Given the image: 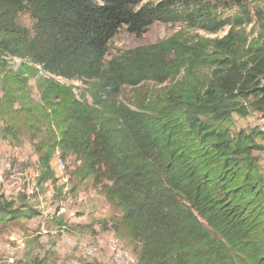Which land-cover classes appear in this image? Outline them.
Instances as JSON below:
<instances>
[{"label": "trees", "instance_id": "1", "mask_svg": "<svg viewBox=\"0 0 264 264\" xmlns=\"http://www.w3.org/2000/svg\"><path fill=\"white\" fill-rule=\"evenodd\" d=\"M144 1L0 0L3 137L29 136L38 186L58 182L57 152L74 157V177L92 179L121 212L109 224L136 244L138 264H264L254 153L264 129H233L235 116L264 120V12L253 37L238 0L233 17L219 0ZM155 22L230 29L214 38L180 30L108 56L120 28L140 37ZM148 82L166 85L143 91ZM129 87L135 93L122 97ZM27 197L0 199V227L39 214Z\"/></svg>", "mask_w": 264, "mask_h": 264}, {"label": "rangeland", "instance_id": "2", "mask_svg": "<svg viewBox=\"0 0 264 264\" xmlns=\"http://www.w3.org/2000/svg\"><path fill=\"white\" fill-rule=\"evenodd\" d=\"M147 1L159 0L144 2ZM236 1L219 0L224 17L240 14ZM238 1L244 4L254 19L245 28L255 37L263 29L258 18L260 11L264 12V0ZM21 21L29 27L32 25V20L27 13L22 14ZM229 29L230 26H226L218 33H207L182 23L155 22L138 37L126 27H122L110 41L108 56L112 57L120 51L140 45L156 43L180 30L195 37L214 38L225 35ZM18 62L19 60L16 59L14 66ZM75 84L81 85L78 82ZM29 85L34 97L38 99L36 79L30 78ZM165 85L166 83L158 85L148 82L144 84L142 90L149 88L159 90ZM77 91L80 92V90ZM133 93L135 89L129 87L122 91L121 96L130 97ZM235 118L234 130L254 126L264 129V120L257 113H251L246 117L235 116ZM3 125L4 122L0 120V199H20L27 195V203L37 209L39 214L20 222H9L0 227V264H16L17 262L32 264L34 261L41 264H81L84 261L115 264L108 246V240L111 237L119 240L127 257L134 264H138L136 244L123 238L111 229L109 224V221L120 217L121 212L110 205L102 191L94 186L92 179L80 182L74 177L76 165L74 157L69 156L63 159L66 168L60 170L57 165L61 158L57 152L52 166L55 175L59 177L58 182L53 184L48 181L38 186L36 185L38 155L32 147L29 136L21 133L17 138L10 137V142L7 137H3L1 132ZM254 153L260 158L261 170L264 174V149L256 150ZM70 195L74 199L82 195V201L63 206ZM72 209L76 211L75 217L69 213ZM84 245L97 247V253L95 252L93 256L86 255L83 250Z\"/></svg>", "mask_w": 264, "mask_h": 264}, {"label": "bare ground", "instance_id": "3", "mask_svg": "<svg viewBox=\"0 0 264 264\" xmlns=\"http://www.w3.org/2000/svg\"><path fill=\"white\" fill-rule=\"evenodd\" d=\"M57 166H58V168L60 170H64L66 168L65 167V162L62 159L58 160V165ZM80 201H82V198H81L80 195L77 196V199H74L70 195L69 197H67V200H65V202L63 203V206H67L68 204L71 205V204H73L75 202H80ZM63 210H65V208H63ZM69 213H70L71 216H74V217L76 216V211L74 209L70 210ZM64 227H62V228H64ZM115 240L116 239H114L112 237L109 238V240H108V246L110 248L111 257H112L113 262L115 264H134L132 262V260L129 257H127V255H126V253H125L120 241L119 240L115 241ZM83 250L86 253V255L93 256L94 253L97 251V247L84 245L83 246Z\"/></svg>", "mask_w": 264, "mask_h": 264}, {"label": "built area", "instance_id": "4", "mask_svg": "<svg viewBox=\"0 0 264 264\" xmlns=\"http://www.w3.org/2000/svg\"><path fill=\"white\" fill-rule=\"evenodd\" d=\"M6 168H7V163H6ZM81 198H83V196L81 195ZM116 241V240H115ZM129 252V251H128Z\"/></svg>", "mask_w": 264, "mask_h": 264}]
</instances>
